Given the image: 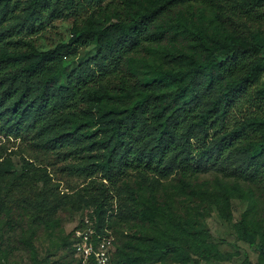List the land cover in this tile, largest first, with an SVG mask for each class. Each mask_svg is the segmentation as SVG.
Instances as JSON below:
<instances>
[{"label": "trees", "instance_id": "obj_1", "mask_svg": "<svg viewBox=\"0 0 264 264\" xmlns=\"http://www.w3.org/2000/svg\"><path fill=\"white\" fill-rule=\"evenodd\" d=\"M103 1L0 0V27L7 23L0 42L23 30L37 34L65 11H92L74 24L67 43L51 50L0 44V136H33L43 148H71L69 154L78 157L95 152L82 170L110 182L135 173L126 188L147 226L157 227L164 214L149 175L175 176L181 193L213 204L224 219L238 194L255 209L256 201L237 181L218 180L221 190L209 192L194 190L191 180L213 170L264 188V86H258L264 73V0H122L124 10L110 12ZM192 4L208 18L185 12ZM91 46L93 57L68 70V60ZM142 51H154L160 63ZM27 165L17 171L18 165L0 161V180L25 178ZM104 199L94 211L97 233ZM14 226L19 225L5 221L0 209V232ZM238 231L250 246L261 242L264 264V227L244 218ZM208 240L205 231L177 223L122 245L115 264H188L190 253L225 263ZM24 248L31 263L39 264L32 243Z\"/></svg>", "mask_w": 264, "mask_h": 264}, {"label": "rangeland", "instance_id": "obj_2", "mask_svg": "<svg viewBox=\"0 0 264 264\" xmlns=\"http://www.w3.org/2000/svg\"><path fill=\"white\" fill-rule=\"evenodd\" d=\"M124 5L122 0H104L101 6L110 12L113 9L124 10ZM86 7L84 11L74 13L65 11L60 18L45 22L37 34L23 30L20 35L9 38L4 35L0 44L9 50L30 47L40 51L51 50L71 39L74 24L88 19L92 11ZM184 10L193 14L195 19L208 18V12L205 13L199 5H187ZM95 13L97 16L98 11ZM6 26L7 23H4L0 28ZM94 53L93 46L81 49L68 60V70L93 57ZM141 56L160 63L154 51H142ZM258 86H264V73ZM69 153H72L71 148H43L33 136L21 139L0 136V161L7 160L18 165L17 171H21L20 164L30 167L23 179L11 176L0 180L3 219H11L19 225L14 226L12 232H0V264H32L24 248L26 241L32 243L39 264H93L91 260L84 262L74 251L72 233L80 228L93 230V237L98 239L96 246L104 244L110 264H115L117 250L122 245L154 236L158 230L172 229L177 223L190 228L191 232L205 231L209 236L208 243L213 247L212 253L226 256L227 260L222 264H241L245 259L250 264H260L257 247L261 242L250 246L243 240L238 226L245 218L264 227L262 185L252 186L227 176L224 179L213 170L194 177L191 180L194 190L212 192L221 190L218 180L229 184L237 181L244 193L256 201L257 207L251 209V203L238 194L231 201L229 216L224 219L213 204L191 197L187 191L181 193L175 176L159 179L149 175V185L164 214L156 223L157 227L147 226L140 221V211L134 205L135 195L126 188V184H131L136 178L135 173L128 172L127 177L114 182L104 180L99 174L89 176L82 168L91 163L89 156L95 152H84L79 157ZM104 196L103 228L97 233L94 211ZM7 250L11 254L6 253ZM190 257L199 264H221L212 260L206 262L192 253ZM193 261L188 264H194ZM164 264L180 263L169 259Z\"/></svg>", "mask_w": 264, "mask_h": 264}, {"label": "built area", "instance_id": "obj_3", "mask_svg": "<svg viewBox=\"0 0 264 264\" xmlns=\"http://www.w3.org/2000/svg\"><path fill=\"white\" fill-rule=\"evenodd\" d=\"M93 234L91 228L75 229L72 233V238L75 241L74 251L83 258L84 262L91 260L93 264H110L105 245L96 246L98 239L93 237Z\"/></svg>", "mask_w": 264, "mask_h": 264}]
</instances>
